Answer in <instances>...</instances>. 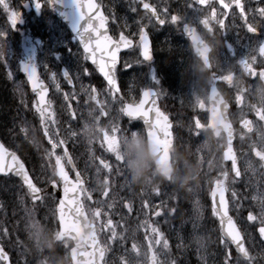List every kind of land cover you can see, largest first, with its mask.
Returning <instances> with one entry per match:
<instances>
[{"label":"flooded vegetation","instance_id":"obj_1","mask_svg":"<svg viewBox=\"0 0 264 264\" xmlns=\"http://www.w3.org/2000/svg\"><path fill=\"white\" fill-rule=\"evenodd\" d=\"M108 19L110 34L117 38L122 33L131 37L134 41L138 38L139 25L148 24L145 18V11L140 0H97ZM35 0H3L0 3V15L3 14V29L10 25L9 39L13 46L24 47L27 57H22L19 61L30 63L39 71L40 76L56 89L61 101L68 108V112H63V105L54 106V100L50 98V110L48 114L39 113L37 116L41 122H46L44 129L51 127L59 142V152L52 151L50 158L55 161L58 154L65 162V169L69 178H74V172L68 167L69 161L75 160L76 152L80 151L84 142H89L90 138L85 131L90 124V114L79 113L74 115L72 111L73 102L78 104L74 91L83 83L88 89L92 87L90 76L82 75L75 68V61L72 58H37L34 55L35 42L44 49L53 46L56 49L65 45L69 50L72 44H65L66 34L61 37L56 33L54 43L49 39V31L42 23V10L34 6ZM42 4V0H39ZM145 3L153 5L160 13L161 18H165L164 9L167 8V20L163 26L156 28L149 27L152 50L156 57V62L170 63L178 66L182 81L175 84L173 95L180 98L181 112L179 114L180 126H177V119L173 113L167 114L172 122L173 143L195 146L200 157L205 161L218 163L219 180H214V184H219L225 190L228 213L238 230L242 234L245 250L249 259L242 261L231 249V259L228 264H262L258 259L263 258L264 245L260 242L257 229L264 226V214H258L259 208L255 203V196L261 195L264 206V26L261 25L259 15L253 16V12L264 7V0H243L245 10L249 12V22L258 25L256 34L249 33L244 21L240 18L239 10L233 9L228 15H223L219 0H213L212 6L217 10L218 18L224 21L225 27L221 28L215 17L211 15L212 8L195 4L194 0H144ZM193 4L192 8L188 5ZM5 5L8 7L5 8ZM136 8L133 12L131 9ZM201 9L195 11L194 9ZM20 13L19 22L13 26L12 13ZM9 16H6V14ZM171 15L185 17V22L190 28V32L195 35L197 52L193 51L192 42L187 33L184 32L183 23L180 25L171 24ZM10 17V18H9ZM35 18L34 22L31 20ZM208 17L207 23L204 18ZM40 19V20H39ZM12 21V19H11ZM153 23L155 21L153 20ZM26 24V28L22 27ZM29 27V28H28ZM19 40V44L16 42ZM71 45V46H70ZM198 54L200 57H198ZM45 65L47 67H45ZM7 69V68H6ZM0 67L1 73L6 71ZM63 72H69L73 83L69 84L63 77ZM55 73V78L53 74ZM80 74V79H76ZM11 84L0 78V96L9 98L13 96ZM125 92L118 94L120 103H124ZM77 95H81L77 93ZM85 105L91 109L90 95ZM67 97V98H66ZM71 97L72 102L69 101ZM57 102V99L55 100ZM10 106L4 108V120L10 121ZM180 111V110H179ZM99 133L95 151L98 155L108 147L107 129L105 126L106 113L100 110ZM184 120V122L182 121ZM122 126V127H121ZM122 137L130 130L138 128L136 119L128 120L122 118L120 124ZM118 127V129H121ZM117 141V140H115ZM22 153H26L32 161L41 162V156L32 155L26 141H22ZM26 148V149H25ZM49 145L46 144V150ZM79 149V150H78ZM110 150V148H109ZM86 161L84 159L81 160ZM79 173L81 166L76 167ZM40 170L35 166L31 174L37 179ZM86 185L84 175L80 174ZM169 179V178H167ZM42 192V203L35 204V229H28L26 235L15 234V227L11 232L8 228H0V246H2L9 256L10 264H72L71 251L74 243L70 238L59 239V225L55 216L57 197L53 193H60L63 188L60 185L51 188L50 186H40ZM83 207L87 212L89 220V204L92 199L88 191L85 190L82 196ZM0 214L10 209V204L6 207L0 205ZM12 216L17 217L22 212L21 206L17 203L11 204ZM33 209V208H32ZM213 220L217 224L214 214ZM251 220V222H250ZM31 226V227H32ZM19 228V226H18ZM2 230V231H1ZM5 231L7 235H5ZM219 231V230H218ZM219 233V232H218ZM220 235V234H219ZM43 237L48 241L47 246L37 248L34 238ZM220 239V244L225 245L226 251L222 252L227 257L228 244ZM23 249H26L28 256L21 259ZM1 263V262H0ZM2 264V263H1Z\"/></svg>","mask_w":264,"mask_h":264},{"label":"rangeland","instance_id":"obj_2","mask_svg":"<svg viewBox=\"0 0 264 264\" xmlns=\"http://www.w3.org/2000/svg\"><path fill=\"white\" fill-rule=\"evenodd\" d=\"M43 6V14L47 15L49 12L46 23L54 30V24L59 26L60 22L56 17L54 18L45 4ZM58 32L64 33L65 30L59 29ZM42 52L44 57H51L52 52L49 50ZM137 57L138 50L134 49L126 53L122 57L118 76L120 80L123 78L121 81L125 87L140 92L155 83L150 80L148 68L142 62L136 63L139 60ZM72 58L81 68L83 62L81 53L75 51ZM125 61L131 65H127ZM89 76L90 81L102 88L101 93L105 95L107 112L110 113L115 102L112 92L105 91V86H101L92 74ZM78 89L77 93L81 95L76 93V97L80 100H88L87 86L81 83ZM160 95L165 98L161 92ZM55 97L64 106L59 95L54 92V101ZM82 110L87 113L85 109L82 108ZM65 111L67 112V108ZM94 114L98 117V113ZM108 123L112 124V121L108 120ZM109 124L107 132L112 129V125ZM49 132L54 141L53 131L49 130ZM98 133H93L91 145L84 142L85 146L82 145L78 153L86 155L87 151H90L89 161L82 163L81 170L95 183V189L91 190L93 193L90 194L96 199L95 204L100 211L101 225L105 228L104 237L109 250L108 262L110 264H148L149 249L152 248L159 264H172L171 261L169 263V257L173 249L177 252L178 260H185L190 264H209L208 247L214 243L216 233L212 229L211 222H208L206 231L201 229L200 221L207 206L198 186L211 178L215 179L216 174L219 173L215 163L209 165L208 161L201 160L195 146L177 144L172 152L174 173L169 179L157 175L154 170L142 183L125 182L129 173L119 154L120 143L108 144V148L98 155L94 149ZM109 146L113 147L109 150ZM103 162L105 165L102 164ZM116 169L117 175H114L112 171ZM206 170H211V173H207ZM157 190L160 191L159 195L155 193ZM262 198L261 195L255 196V203L259 208L258 214L261 215L264 214V206H261ZM145 202L151 205V211ZM162 202L163 207H161ZM126 204L129 212L126 211ZM186 208L188 211L185 214ZM157 210H161L163 214L154 218ZM171 219H178V222L174 223ZM165 241L169 243L168 248L163 246ZM133 247L135 250L132 249ZM262 252L264 254V250Z\"/></svg>","mask_w":264,"mask_h":264},{"label":"snow or ice","instance_id":"obj_3","mask_svg":"<svg viewBox=\"0 0 264 264\" xmlns=\"http://www.w3.org/2000/svg\"><path fill=\"white\" fill-rule=\"evenodd\" d=\"M49 4L52 3V0H48ZM142 3L143 9L145 11V18L148 21V24H140L139 25V48L140 54L143 57V61H150L152 58L151 50H150V37L149 33L146 29L151 25V27L156 28L157 25L163 26L168 23L167 20V12L168 9H164L165 18H161L160 13L157 9L149 4L145 3L144 0H140ZM195 4L201 6H207L212 8L211 15L215 17L218 23H221V28L225 27L224 21L218 18L217 10L212 6L213 0H194ZM0 3H3V0H0ZM77 8L80 12V28L77 33V39L83 48V54L85 60H91L93 65H97L99 72L103 75L105 81H107L108 90L111 91L113 86L115 88V92H119V88L117 87V79L115 76V70L117 69V64L119 61V53L121 52L122 48H131L133 46V40L129 39L123 33L120 35L119 41H114L113 38L107 34V18L101 13L96 15V13L100 12V6L92 3V0H88L87 14L84 11V5L81 3V0H75ZM221 8L224 9L223 15L227 16L228 12L233 9V7L239 10L240 18L244 21V25L247 28V31L252 34H256L258 32V25L252 22H249L248 15L249 12L252 10H245V4L243 0H219ZM34 6L39 9L42 7V4L39 0H35ZM8 6L5 5V8ZM189 8L193 7V4L188 5ZM133 12L136 11V8L131 9ZM195 11H200L201 9L197 8L194 9ZM259 15L261 18V25L264 26V7H260L253 12V16ZM95 16V19L93 17ZM20 13L13 12L11 19L12 24L15 26L17 22H19ZM153 20L155 23H153ZM208 17L204 18V22L207 23ZM98 22V26H97ZM183 23V28L185 33H190V28L187 26V22H185V17L180 15H171V24L172 25H180ZM0 36H6V33L0 32ZM264 43V42H260ZM97 53H99V60L97 59ZM107 57V58H106ZM0 58H3V55H0ZM127 65H131L128 61H125ZM136 63H141V61L137 60ZM45 67H47L45 65ZM22 71L27 75L28 80L33 83V90L35 91L37 88H41L40 92V100L41 103H44V95L43 89L41 84L37 83L38 77L36 73V66L31 64H22L21 65ZM83 75L88 76L90 75L89 70L87 68H83ZM55 78V73L53 74ZM63 77L68 81L69 84L73 83V79L69 72H63ZM76 79H80V74H77ZM95 89V88H93ZM96 90V89H95ZM158 93L152 90H145L143 92V98L140 100L142 111L135 114V117H129L130 120L136 118H142L145 126L154 128L155 123L159 122V119L163 118L165 115L159 111L158 108L155 107V100H150V97L157 96ZM67 98V97H66ZM148 103H152L153 107L148 108L145 110V105ZM39 113H42L43 108L37 107L36 109ZM155 113V120L150 117V113ZM0 152L3 153L2 157H0V171L7 172V171H14V174L21 177L24 183L27 185L29 192L33 193L34 200H38V194L40 192L39 188L33 184L32 180L29 179L28 173L25 171V166L20 160L17 158L15 153H7V150L4 149L3 145H0ZM5 155L11 156L12 164H7L4 160ZM31 181V183H29ZM56 186V185H53ZM35 189V191H33ZM157 195L160 194V191L157 190L155 192ZM145 205L151 211V205L145 202ZM163 207V202L161 204ZM174 212V210H173ZM156 216H160L161 212L156 211ZM223 227V224H222ZM7 235V232L4 233ZM224 241H222L223 243ZM235 246L237 250H239L240 242L237 241H230L228 245V252H227V260L225 264H228V260L231 259V247ZM9 260V256L6 253L5 249L0 246V262L3 264H7Z\"/></svg>","mask_w":264,"mask_h":264},{"label":"water","instance_id":"obj_4","mask_svg":"<svg viewBox=\"0 0 264 264\" xmlns=\"http://www.w3.org/2000/svg\"><path fill=\"white\" fill-rule=\"evenodd\" d=\"M81 3L84 5V11L87 14V12H88V8H87L88 0H81ZM92 3H94V0H92ZM51 6H52V9L68 25L71 32L77 37V33H78L79 28H80V12L77 8L75 0H52ZM99 14H101V11L96 13V15H99ZM93 19H95V16L93 17ZM97 26H98V22H97ZM107 34L109 35L108 31H107ZM82 50H83V48H82ZM124 50H126V48H122L121 52ZM97 59L99 60V53H97ZM87 61L96 70V72L103 78V80H105L103 75L99 72L97 65H93L90 59ZM150 61H148V62H150ZM24 75H25V77H26V79H27V81L31 87L32 92L37 94L40 106H42L43 103H41V100H40L41 88H37L34 91L33 90V83L28 80V77L25 73H24ZM37 83L41 84L42 88H44L39 77H38ZM106 83H107V81H106ZM113 89L115 90L114 86H113ZM46 90L47 89L45 88L43 91L44 97L46 96V93H47ZM142 98H143V93H142L141 99ZM149 99L150 100L154 99L155 100V107L158 108L156 96L150 97ZM144 107H145V110H147L148 108L153 107V104L148 103ZM141 111H142V106H141V102H140L139 106L133 107V108H130V110H127V115H128V117L135 116L136 113L141 112ZM149 115L153 120H155V113L154 112L150 113ZM139 119L144 124L143 119L142 118H139ZM166 122L167 121L164 118H161V119H159L158 123H155L154 128L145 126V124H144V128L146 131V135H147L149 145L153 148L154 152L157 154V158L155 161V167H156L157 172L160 174H169L171 172L169 155L167 154V152H160L159 151V148L161 146L159 140L161 139V137L165 133L168 132V128H169V126H166V124H165ZM7 153H9V152L7 151ZM2 155H3V153L0 152V157H2ZM4 160L7 164H12L11 156L5 155ZM8 174H12L15 178H18L19 180H21L22 183L24 184V186L27 188V185L24 183L22 178L15 175L14 171H7V172L0 171V175H8ZM58 176L64 182L63 175H59V173H58ZM29 179H30V177H29ZM29 183H31V181ZM64 186H66V185H64ZM27 190H28V188H27ZM33 191H35V189ZM28 192H29V190H28ZM29 194L31 195L33 202L39 201V199H40L39 194H38V200L37 201L34 200L32 192H29ZM72 195L76 196V194L73 192L63 193V195L59 201V206L57 208L59 221L61 222V225L64 226L65 230H67L68 225L73 223L74 220H75V222H74L75 226L78 227L79 225H81V223L78 222V220H77L80 217V210L78 207L79 201L76 198L73 199ZM211 203H212L214 210L218 214V221L220 224V229H221L223 238L227 239L229 242L230 241H237L238 242L239 239H238V235L235 231L234 225L231 223V221L228 218L227 213H226V201H225L224 194L220 193L219 189L216 187L213 188L212 193H211ZM222 224H223V227H222ZM93 254H94V252L89 255L90 259L93 258Z\"/></svg>","mask_w":264,"mask_h":264},{"label":"clouds","instance_id":"obj_5","mask_svg":"<svg viewBox=\"0 0 264 264\" xmlns=\"http://www.w3.org/2000/svg\"><path fill=\"white\" fill-rule=\"evenodd\" d=\"M119 154L133 183L144 182L154 171L157 154L149 145L146 133L141 130H130L121 138ZM34 240L37 248L48 245L43 237Z\"/></svg>","mask_w":264,"mask_h":264},{"label":"bare ground","instance_id":"obj_6","mask_svg":"<svg viewBox=\"0 0 264 264\" xmlns=\"http://www.w3.org/2000/svg\"><path fill=\"white\" fill-rule=\"evenodd\" d=\"M166 77L171 79V80H170V83L176 84L175 82H176L177 77H176L175 75L171 74L170 69H168V71H167V73H166ZM172 80H173V81H172ZM174 88L176 89V87H174ZM175 89H172V90H171L172 93L175 92ZM182 121L184 122V120H182ZM184 123H185V122H184ZM81 155H82L81 153L76 152L75 157H80ZM117 171H118V170L116 169V170H114V171H112V172H113L114 175H117ZM129 181H131L130 176H128V177L125 179V182H129ZM187 211H188V208H186V210L184 211V213L186 214ZM185 217H187V216H185Z\"/></svg>","mask_w":264,"mask_h":264}]
</instances>
